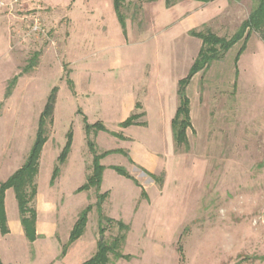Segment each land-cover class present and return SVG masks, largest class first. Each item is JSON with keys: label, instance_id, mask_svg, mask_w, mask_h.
Here are the masks:
<instances>
[{"label": "rangeland", "instance_id": "374dc122", "mask_svg": "<svg viewBox=\"0 0 264 264\" xmlns=\"http://www.w3.org/2000/svg\"><path fill=\"white\" fill-rule=\"evenodd\" d=\"M175 2L120 0V21L114 0H0V184L23 165L53 94L34 234L7 190L1 264H82L100 237L118 234L100 216L129 228L125 258L110 254L109 264H264V43L255 32L236 67L241 43L192 78L188 150L175 147L170 126L201 44L190 31L230 38L256 0ZM140 113L144 126L120 128ZM96 163L100 188L84 190Z\"/></svg>", "mask_w": 264, "mask_h": 264}, {"label": "trees", "instance_id": "16d2710c", "mask_svg": "<svg viewBox=\"0 0 264 264\" xmlns=\"http://www.w3.org/2000/svg\"><path fill=\"white\" fill-rule=\"evenodd\" d=\"M152 1V0H151ZM200 2L203 4L210 3L214 0H189ZM166 6H173L176 4L175 0H165ZM120 0H114L115 11L117 17L120 21L123 20L119 10H120ZM255 32L259 39L264 43V0H256L255 5L251 9L247 18L241 22L236 32L230 37H218L209 30L205 31H190V36L198 39L200 41V48L196 58L190 67L187 76L178 82L177 88V98L178 105L175 110L174 116L170 122L172 139L176 148L183 147L188 150V137L187 131L191 128L190 121V100L187 96L186 89L189 86L192 78L198 73L207 70L210 65L221 60L224 55L235 45L241 43V46L235 56L234 66L238 62L239 57L244 52L246 48V43L249 38L250 33ZM53 108V94L47 100L45 109L40 117L39 128L37 131L36 139L27 154V157L23 165L14 173L10 178L0 184V235H6L8 233L5 208H4V197L7 190H12L14 197L17 202L18 213L20 216L21 226L23 227L24 233L27 237L34 234V223L36 219L35 210L32 207V203L36 196V186L35 178L38 172V159L41 147L44 143V132L43 126L45 118L51 115ZM139 104L135 105V109H139ZM144 116V113L132 114L126 121L120 124V128L127 129L131 126H144V122H139ZM117 138H123L117 134H114ZM70 144V136L66 143V146L62 152V159L64 160L68 147ZM122 153V152H121ZM94 172L87 178L86 184L83 186L84 190H89L91 188L99 189L101 185L102 177V167L99 164H95ZM117 172L127 176V173L122 168H116ZM149 176L154 180L155 176L149 174ZM158 184L162 185V180L157 181ZM105 199V194L98 197L97 205L100 206ZM85 211L80 219L77 221L71 236L70 242H74L82 233L83 228L86 223ZM101 217V220L109 224L115 223L118 227V234L111 240L110 243L105 241H98L97 250L95 254L87 261L82 264H109V255L113 254L115 259L125 258L121 253H119V248L124 244L126 234L129 228L121 222H116L112 219ZM103 227L100 226V232L102 233ZM1 264V263H0Z\"/></svg>", "mask_w": 264, "mask_h": 264}, {"label": "water", "instance_id": "95a60500", "mask_svg": "<svg viewBox=\"0 0 264 264\" xmlns=\"http://www.w3.org/2000/svg\"><path fill=\"white\" fill-rule=\"evenodd\" d=\"M102 240V237H100V241Z\"/></svg>", "mask_w": 264, "mask_h": 264}, {"label": "built area", "instance_id": "2783aa9c", "mask_svg": "<svg viewBox=\"0 0 264 264\" xmlns=\"http://www.w3.org/2000/svg\"><path fill=\"white\" fill-rule=\"evenodd\" d=\"M1 6V5H0Z\"/></svg>", "mask_w": 264, "mask_h": 264}]
</instances>
